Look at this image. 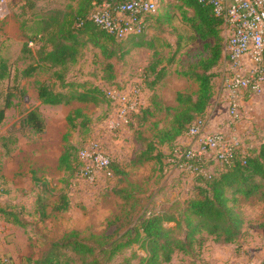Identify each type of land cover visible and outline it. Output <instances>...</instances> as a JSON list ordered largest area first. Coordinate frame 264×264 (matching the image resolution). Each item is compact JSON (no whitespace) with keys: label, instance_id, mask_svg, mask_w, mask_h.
<instances>
[{"label":"rangeland","instance_id":"1","mask_svg":"<svg viewBox=\"0 0 264 264\" xmlns=\"http://www.w3.org/2000/svg\"><path fill=\"white\" fill-rule=\"evenodd\" d=\"M76 4L77 0H0V58L8 60L9 71V77L0 82V108L5 107L0 124V264L36 260L70 232L77 233L79 239L91 235L119 237L141 216L153 212L172 215L184 206V200L196 194L193 177L166 163L170 145H156L153 160L139 167L133 164L146 149L145 139H151L157 128L166 127L168 119L156 114L140 125L133 117L129 126L111 130V107L105 91L140 85L142 113L151 96L145 79L147 69L157 63L156 70L162 73L155 93L165 106L175 107L177 92L196 90L183 73L208 56L204 42L192 40L195 35L182 22L176 0H159L144 34L123 41L125 55L111 60L112 81L106 80L103 58L90 44L65 68L39 65L37 48L28 45L29 49L23 50L25 35L48 27L52 17L75 9ZM222 36L227 40L226 30ZM26 71L30 77H24ZM226 75L222 61L214 71L210 106L218 92L224 95ZM40 84L62 93L75 89L95 101L42 106L37 99ZM32 109H37L45 122L42 134L22 124L23 116ZM76 111L81 115L76 116ZM69 115L72 124L67 122ZM239 117L242 126L236 134L244 153H249L264 142V91L242 104ZM92 139L99 141L119 167V174L112 169L111 176L89 183L81 180L76 170L59 166L65 148L72 149L73 164L76 152ZM182 139L193 146V139ZM158 152L166 159L157 158ZM220 167L214 162L210 170ZM118 190L124 195L115 192ZM61 196L68 203L65 211L57 210ZM40 205L44 206L43 216ZM238 208L243 225L234 244L218 245L207 239L200 250L191 255L177 253L168 264H264V201L259 195L239 198ZM5 211L17 213L25 227L6 222ZM132 250L143 254L138 246Z\"/></svg>","mask_w":264,"mask_h":264},{"label":"trees","instance_id":"2","mask_svg":"<svg viewBox=\"0 0 264 264\" xmlns=\"http://www.w3.org/2000/svg\"><path fill=\"white\" fill-rule=\"evenodd\" d=\"M106 1L77 0L75 9L71 8V11L52 17L47 23L48 27L37 28L30 35H25L23 50L28 45L37 48V54L40 55L38 64L56 69L75 63L85 46L90 44L103 58L102 68L107 74L106 80L112 81L114 67L111 60L123 57L125 43L122 42L137 36L117 39L93 23L91 15L94 8ZM176 2L182 22L195 35L192 40L197 38L203 41L208 56L189 65L183 73L196 85V90L191 93L177 92L175 107L165 106L155 93L162 73L161 70H156L157 63L148 67L145 79L151 93L149 103L142 113L140 108L132 118L135 117L140 125H144L156 114H162L168 119V123L164 128H157L151 139H145L146 149L134 161L135 167L143 166L155 158L152 154L156 145H170L172 149L196 120L206 119L213 97L214 71L222 61L224 64L226 61L227 40L222 36L225 32L223 20L215 16L212 8L199 4L198 0ZM33 70L32 68L31 71ZM30 74L26 71L24 77H30ZM8 77V60L0 58V82ZM74 90L62 93L52 90L47 84H40L37 99L40 105L49 107L68 105L72 101H95L90 95ZM244 100L247 101L248 98ZM4 112L5 107H1L0 124L4 119ZM80 115L81 112L76 111V116ZM67 122L72 124L70 115ZM22 124L36 134H42L45 130V122L37 109L28 111L22 118ZM79 150L72 164V149L65 148L59 157V166L65 170H76L80 165ZM156 156L161 157V153L158 152ZM161 158V161L166 159L165 155ZM212 163L213 160L205 159L204 175L192 176L196 194L185 200L184 206L172 215L153 212L148 216H141L131 228L116 238L91 235L87 239H79L77 233L70 232L51 244L40 258L29 259L23 264H168L177 253L191 255L200 250L207 239H212L218 245L234 244L243 225L238 208L239 198L250 199L259 195L264 201V142L249 153H238L229 167L210 170ZM117 168L119 167L111 162L110 170L113 169V173L119 174ZM121 177L123 182H127L125 175ZM115 192L124 195L121 190ZM128 196L127 194L126 198ZM60 202L57 210H67L68 203L64 196H61ZM43 207L40 205L38 209L42 216ZM3 215L10 224L20 227L26 225L18 218L17 213L5 211ZM134 246H138L143 254L133 251Z\"/></svg>","mask_w":264,"mask_h":264},{"label":"built area","instance_id":"3","mask_svg":"<svg viewBox=\"0 0 264 264\" xmlns=\"http://www.w3.org/2000/svg\"><path fill=\"white\" fill-rule=\"evenodd\" d=\"M159 0H107L94 8L93 23L117 39L144 34L148 20L155 15ZM212 8L223 20L228 33L225 46L227 75L223 81L224 100L232 123L238 125L245 98L259 96L264 91V0H198ZM105 97L111 107L108 127H127L142 106L141 87L110 88ZM205 120H196L186 137L191 143L177 142L168 152L166 163L180 173L204 175L205 159L229 167L238 153H243L242 141L234 132H205ZM80 165L76 175L94 183L101 176H111V159L99 141L92 139L78 152ZM244 164V162H243Z\"/></svg>","mask_w":264,"mask_h":264},{"label":"crops","instance_id":"4","mask_svg":"<svg viewBox=\"0 0 264 264\" xmlns=\"http://www.w3.org/2000/svg\"><path fill=\"white\" fill-rule=\"evenodd\" d=\"M215 100L212 102V105L207 109V115L205 120V132L212 133L217 131L224 132H236L240 131L242 123L239 121L238 125L232 123L228 113L226 103H224V95L217 93ZM223 103H222V102ZM248 101V100H247ZM243 130V129H242ZM178 142H185L183 139H179ZM196 145L193 144L192 147ZM185 201V200H184Z\"/></svg>","mask_w":264,"mask_h":264}]
</instances>
